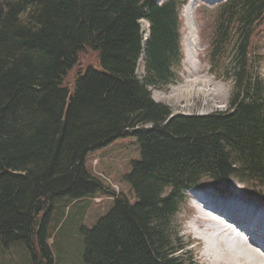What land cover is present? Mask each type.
Instances as JSON below:
<instances>
[{
    "label": "trees",
    "instance_id": "16d2710c",
    "mask_svg": "<svg viewBox=\"0 0 264 264\" xmlns=\"http://www.w3.org/2000/svg\"><path fill=\"white\" fill-rule=\"evenodd\" d=\"M185 3L0 0V250L20 242L34 264H58L55 210L105 192L88 153L129 134L140 150L123 176L134 197L113 193L107 213L83 227L84 264H201L176 224L188 190L236 178L264 198V80L252 82L264 0L214 9L210 68L231 81L229 110L170 117L149 86L180 79ZM90 50L100 69L79 68L66 83Z\"/></svg>",
    "mask_w": 264,
    "mask_h": 264
},
{
    "label": "rangeland",
    "instance_id": "374dc122",
    "mask_svg": "<svg viewBox=\"0 0 264 264\" xmlns=\"http://www.w3.org/2000/svg\"><path fill=\"white\" fill-rule=\"evenodd\" d=\"M156 1L162 3L165 0ZM189 1L190 0H188V2ZM217 5V2L207 0L197 1L194 9L195 25L193 29L195 31L193 33L186 25L184 6L181 13L184 20V27L181 31L183 35L184 59L180 70V80L168 85L156 84L149 86L152 98L156 102L169 106L174 114L202 116L218 111L229 110V100L232 95L231 81L229 82L223 77L217 78L216 76H212L211 74L213 72L211 68L209 69L207 59L208 46L212 37L211 26L214 17V8ZM141 22L143 38L145 37L147 39L151 34V24L148 20H142ZM189 38H191L193 42L198 43L197 51L199 55L197 59L202 62V67L198 68V70H200L199 72L196 71V73L193 71L195 68L190 66L186 60L188 57L187 49ZM261 44V46L264 47V38ZM200 47H203V49L200 50ZM261 52H264V49H262ZM96 59L97 55L95 52L91 50L83 52L79 63L69 72L66 83L72 84L74 82V77L78 73L79 68L84 69L92 65L100 69V63L99 61L96 62ZM145 59L146 55L143 53L137 70V75L140 77L145 75L143 69ZM253 67V74L255 75L253 76L252 82H256L259 76L264 80V60H257L253 63ZM262 87H264V83ZM128 136L129 137L117 138L103 146V148H98L88 154L87 166L94 175L98 176L101 181H103L107 188L105 192L104 189H102L103 192L101 193L73 200L72 202L63 199L62 203H60L59 207L55 210L52 225H56L54 232L58 231V242L54 246V239H50V244L57 257L58 264H84L83 227H92V225L96 224L95 222H98V220L107 213L112 207L114 198H116L113 193L124 194L130 199L134 197L130 186L124 181L123 176L130 170L131 162L140 158V151L136 137L133 134H129ZM229 183L230 185L227 186L226 184L228 183H214L213 180L206 178L205 184H209L206 188V192L210 191L211 193L213 192L225 198L233 196L232 194H237L239 196L241 195L244 199L247 198L246 200L251 203L252 201L260 204L264 202V198L259 197L258 200L248 194L250 192L247 189L248 187L239 179L233 178ZM191 193L192 192H187V202L182 205L179 215L176 216V224L181 225L182 231L180 234L183 240L189 243L187 250L195 252L197 254L196 259L199 260L201 264H212V261L210 260V262L206 259V255L203 254V241L198 239L196 234L194 232L192 233L190 230V226L195 220L194 218L196 215L200 214V209H198V206L190 199V197L195 195ZM258 193H262L264 196V189L260 190ZM249 195L251 197H249ZM260 200L262 202H260ZM212 201L215 202L213 198ZM239 202L241 205H244L243 201L239 200ZM222 206L226 209L236 211L227 206ZM234 213H237V211ZM241 223L244 225L243 222ZM257 225L259 226L258 223ZM261 227L263 228V226ZM18 243L12 245L8 250H0V264H34L32 255L29 254L28 247L20 242ZM259 248L262 250L260 246ZM183 258L188 259L189 253L183 254Z\"/></svg>",
    "mask_w": 264,
    "mask_h": 264
},
{
    "label": "bare ground",
    "instance_id": "6f19581e",
    "mask_svg": "<svg viewBox=\"0 0 264 264\" xmlns=\"http://www.w3.org/2000/svg\"><path fill=\"white\" fill-rule=\"evenodd\" d=\"M197 1L190 0L184 8L186 25L192 33L195 31L193 29L194 9ZM197 49L198 43L189 38L186 60L190 66L195 68L193 69L195 73L199 72L198 68L202 67V62L197 59L199 55ZM199 49L202 50L203 47ZM207 193L210 195V200L205 198L207 208H201L199 205L200 214L196 215L190 226L191 232L203 241V254L206 255V259L211 260L212 264H264V202L260 204L252 201L251 203L246 200L247 198L244 199L237 194L225 198L210 191ZM212 198L216 203L212 201ZM239 200L243 201L244 205H241ZM222 205L236 210L237 213ZM238 215L245 218H240ZM251 231L257 234H252Z\"/></svg>",
    "mask_w": 264,
    "mask_h": 264
},
{
    "label": "water",
    "instance_id": "95a60500",
    "mask_svg": "<svg viewBox=\"0 0 264 264\" xmlns=\"http://www.w3.org/2000/svg\"><path fill=\"white\" fill-rule=\"evenodd\" d=\"M208 185H209V184H207V185H206V184H204V187H205V188H207V186H208Z\"/></svg>",
    "mask_w": 264,
    "mask_h": 264
}]
</instances>
